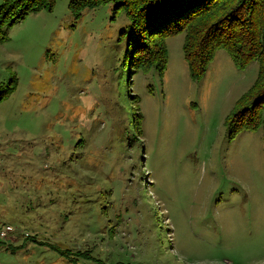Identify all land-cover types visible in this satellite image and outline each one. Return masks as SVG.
I'll return each instance as SVG.
<instances>
[{
    "label": "rangeland",
    "instance_id": "obj_1",
    "mask_svg": "<svg viewBox=\"0 0 264 264\" xmlns=\"http://www.w3.org/2000/svg\"><path fill=\"white\" fill-rule=\"evenodd\" d=\"M70 1L0 23V264H264L263 131H229L258 63L194 80L179 34L131 82L127 15Z\"/></svg>",
    "mask_w": 264,
    "mask_h": 264
},
{
    "label": "trees",
    "instance_id": "obj_2",
    "mask_svg": "<svg viewBox=\"0 0 264 264\" xmlns=\"http://www.w3.org/2000/svg\"><path fill=\"white\" fill-rule=\"evenodd\" d=\"M57 1L5 0L0 6V23L9 17L14 22L51 11ZM109 4L131 21L129 33H124L128 37L126 57L132 59L128 64L131 82L132 76L152 69L162 75L169 60L167 39L179 34H185L183 52L194 80L205 77L219 50H225L241 69L258 63V77L248 102L244 101L250 105L230 118L229 131L234 138L242 131L260 129L264 137V0H71L69 8L79 18L85 10ZM139 112L134 113V121L142 119ZM52 248L68 259H91L89 252L77 249L72 254Z\"/></svg>",
    "mask_w": 264,
    "mask_h": 264
}]
</instances>
